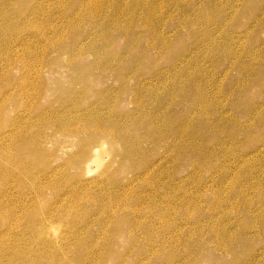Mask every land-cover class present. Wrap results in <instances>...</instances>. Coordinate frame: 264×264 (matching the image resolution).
I'll return each mask as SVG.
<instances>
[{"label":"rangeland","instance_id":"obj_1","mask_svg":"<svg viewBox=\"0 0 264 264\" xmlns=\"http://www.w3.org/2000/svg\"><path fill=\"white\" fill-rule=\"evenodd\" d=\"M43 1L45 7L40 6ZM43 1L0 0V73L7 69L9 78L26 79V97L14 94L4 120L29 125L26 142L43 132L42 143L47 144L42 157L52 160L41 170H48L47 175L34 181L36 186L50 185L34 213L36 222L46 225L31 232L38 235L35 239L24 229L16 231L11 253L31 254L36 264H264V0ZM25 9V17L15 16ZM66 24L80 30L81 46L87 44L81 69L68 64L73 53L64 39L70 43L75 30ZM61 47L67 52L58 51ZM9 56L17 60L14 65L5 64ZM82 70L84 81L79 80ZM26 102L34 105L31 111L19 108ZM42 118L50 120L45 121L49 127L41 126ZM219 126L222 137L213 131ZM77 127H99L104 133L86 176L76 174L79 166L73 158L93 132L71 136ZM19 135L22 139L23 133ZM249 157L254 160L246 162ZM18 188L12 189L16 198ZM130 194L134 201H129ZM17 199L19 203L24 197ZM74 199L80 201L77 209ZM245 202L246 208H238ZM7 258L0 257V264L18 262L15 256L13 261Z\"/></svg>","mask_w":264,"mask_h":264},{"label":"bare ground","instance_id":"obj_2","mask_svg":"<svg viewBox=\"0 0 264 264\" xmlns=\"http://www.w3.org/2000/svg\"><path fill=\"white\" fill-rule=\"evenodd\" d=\"M15 1H22V0H14V2ZM37 1H39V0H37ZM41 1H43V0H41ZM83 1V0H82ZM113 1V0H112ZM3 2H4V0H3ZM5 2H6V0H5ZM80 2V1H79ZM87 2V1H86ZM110 2V1H109ZM108 2V3H109ZM144 2H145V0H144ZM9 3V2H8ZM8 3H5V4H8ZM10 3H12V2H10ZM16 3V2H15ZM21 3H23V2H21ZM36 3V2H35ZM38 3V2H37ZM47 3V2H46ZM107 3V4H108ZM4 4V5H5ZM76 4H78V3H76ZM111 4V3H110ZM124 4V3H123ZM84 5V4H83ZM40 6H43V7H45V3H44V1L40 4ZM113 5H111V7H112ZM76 7H78V6H76ZM108 7V6H107ZM107 7H105V8H107ZM109 7H110V5H109ZM125 7V6H124ZM143 7V6H142ZM79 8H81V7H79ZM78 8V9H79ZM83 8H84V6H83ZM113 8V7H112ZM123 8V7H122ZM144 8H145V6H144ZM77 9V8H76ZM121 9V8H120ZM143 9V8H142ZM146 9V8H145ZM28 10V9H27ZM122 10H124V9H122ZM122 10L120 11V12H122ZM25 11H26V9L23 11H19V13L17 12L16 13V15L15 16H19V18H21V17H25ZM80 11V10H79ZM143 11V10H142ZM124 12V11H123ZM140 12V11H139ZM74 13V12H73ZM72 13V14H73ZM141 13V12H140ZM71 14V15H72ZM96 14V13H95ZM77 15V14H76ZM90 15H91V13H90ZM121 15V14H120ZM138 15V14H137ZM141 15V14H140ZM139 15V16H140ZM143 15V14H142ZM75 16V15H74ZM79 14H78V18H79ZM86 16V15H85ZM127 16V15H126ZM83 17V16H82ZM89 17V15L86 17V18H88ZM142 17V16H141ZM65 18V17H64ZM66 18H69V17H66ZM72 18V17H71ZM75 18V17H74ZM137 18V17H136ZM139 18V17H138ZM84 19V18H83ZM82 19V20H83ZM140 19V18H139ZM70 20V19H69ZM77 20V19H76ZM141 20V19H140ZM65 21V20H64ZM74 21V20H73ZM72 21V22H73ZM68 23V22H67ZM67 25V24H66ZM67 26H69V25H67ZM111 27V26H110ZM156 27V26H155ZM66 28V27H65ZM64 28V29H65ZM69 29L71 28H73L74 29V27H72V26H69L68 27ZM80 28H81V26H80ZM69 29H68V33L70 32L69 31ZM118 29V28H117ZM142 29V28H141ZM75 31V34H74V32L72 33V35H73V39H72V41L70 42V43H68L69 42V40H66V39H64L65 37H62L64 40H65V42L68 44V45H70L71 46V50H69L68 51V53H70V52H72L73 53V55H72V59L68 62V64L70 65V66H72V68H77L78 69V67L80 68V65H79V63H80V58H81V56H83L84 54V51H86L87 49H88V47H87V44H86V46L85 47H83V46H81L80 44H79V42H78V40H79V35H82V34H80V30L78 31L77 29H74ZM106 30H108V29H106ZM144 29H142V31H143ZM145 30H146V28H145ZM123 31V30H122ZM156 31V30H155ZM77 32H79V33H77ZM147 32V31H146ZM154 32V31H153ZM70 33V34H71ZM130 33V32H129ZM128 33V34H129ZM67 34V33H66ZM124 34V33H123ZM75 36V37H74ZM126 36H127V34H126ZM82 37V36H81ZM101 41V40H100ZM106 41H108V40H106ZM105 41V43H107ZM104 42V41H103ZM80 45V46H79ZM74 46V47H73ZM155 46V45H154ZM157 46V45H156ZM155 46V47H156ZM87 47V48H86ZM91 47V46H90ZM84 48H86V49H84ZM154 48V47H153ZM62 51L61 53H63V52H67L66 51V48L65 47H61V49H58V51ZM93 51V50H92ZM87 52H88V50H87ZM86 53V52H85ZM91 54V53H90ZM100 54V53H99ZM88 55V54H87ZM101 55V54H100ZM112 55V54H111ZM113 56V55H112ZM112 56H111V58H112ZM101 57V56H100ZM84 58V57H83ZM108 59V58H107ZM113 59V58H112ZM122 59V58H121ZM128 59V58H127ZM97 60V59H96ZM111 60V59H110ZM17 61V60H16ZM16 61H14V60H12V59H10V56H9V59L8 58H6L5 59V64L8 66L9 64H11V63H13V65L15 64V62ZM98 62V61H97ZM105 62V63H104ZM103 63H104V65H106V61H104ZM111 62V61H110ZM109 62V63H110ZM113 62V61H112ZM115 62V61H114ZM100 63V62H99ZM108 63V62H107ZM94 65H96V64H94ZM98 65V64H97ZM103 65V66H104ZM143 65V64H142ZM110 66V65H109ZM81 69V68H80ZM83 71V70H82ZM122 73V72H121ZM120 74V73H119ZM123 75V74H122ZM131 75V74H130ZM129 75V76H130ZM183 75V74H182ZM79 76H80V74H79ZM86 76V73H85V71H83V72H81V76H80V78H79V80L81 81V79L84 81V79L87 77H85ZM124 76V75H123ZM126 77V76H125ZM181 77V76H180ZM202 77H204V76H202ZM125 79H127V78H125ZM178 79V78H177ZM124 80V79H123ZM204 80V79H203ZM20 82L21 83V86H19V88H17V85H16V83L17 82ZM18 81H15L14 79H12L11 77L9 78V75H8V71H7V69H6V71H4L3 73L1 72L0 73V186H2V183H6V186H4V188H0V219H1V221H2V223H0V257L2 258V256L3 257H5V258H7V256H8V258H9V260H11V261H13V259H14V256L15 257H17L18 258V262H16L15 260V262L18 264H36V263H34L33 262V259L31 258V254H28V255H24V254H22V253H14V252H12L11 253V250H14L13 249V244H12V242H14L13 240L15 239V240H17V238L18 237H16V238H13L17 233H16V231L18 232V230H21V229H24V231H26V232H28V233H26L27 235H29L32 231H34L38 226H42V225H46L45 223L46 222H44V221H42V222H40L39 221V223L40 224H38L37 222H36V220H39L38 218L37 219H35L34 218V216H35V214L34 213H36L35 212V210H37V208L39 207V209L41 208V200H42V198L44 197V193H45V189H46V187H49L50 185L49 184H52V183H49L48 185L49 186H47L46 185V187H44V185H38V186H36L34 183V181L36 180V179H39V178H41L42 177V174H44L43 176H45V174L48 172V170L46 171V173H44V171H41V170H43L42 168H45L46 169V161H47V163H50V160H49V162H48V159H46V160H44L43 158L44 157H42V151H44L45 149H43V146H44V144L46 145L47 144V142L46 143H42V138L45 136V134L42 136V135H40V134H42V133H40L38 136H36L37 134H38V132H35V133H37L36 135H32V137L30 138L29 136L27 137V142L24 140L25 139V137H26V132H27V129H28V127H29V125H25V126H23V128L21 127V126H16V121H14V120H10V121H7V119L6 120H4V116H5V118H6V115H7V109H8V106L9 105H14V94H17L18 96H20V97H26L25 95H26V91H25V87H24V84H25V82H26V79L25 78H23V79H20V80H18ZM196 81V80H195ZM200 81V80H199ZM180 84V83H179ZM191 84V83H190ZM189 84V85H190ZM196 86V85H195ZM204 86V85H203ZM146 87V86H145ZM184 87V86H183ZM182 87V88H183ZM202 87V86H201ZM205 87V86H204ZM139 88H142V87H139ZM188 88H190V87H188ZM184 89V88H183ZM195 89V88H194ZM204 89V88H203ZM184 90H189V89H184ZM193 90V89H192ZM85 91H87L86 89H85ZM84 91V92H85ZM138 91H139V89H138ZM88 92V91H87ZM141 92H143L142 90H141ZM152 92V91H151ZM154 92V91H153ZM157 92V91H156ZM189 92V91H188ZM191 92V91H190ZM194 92V91H193ZM86 93V92H85ZM145 93H146V91H145ZM144 94V93H143ZM143 94H141V95H143ZM147 94H148V92H147ZM173 94V93H172ZM191 94V93H190ZM202 93H200L199 95H201ZM208 94V93H207ZM207 94H206V96H207ZM205 95V94H204ZM44 95H42L41 97H43ZM171 96V95H170ZM190 96V95H189ZM191 96H192V94H191ZM27 97H30V96H27ZM77 97V96H76ZM78 97H79V95H78ZM83 97V96H82ZM161 97V96H160ZM197 97H198V95H197ZM149 98V97H148ZM191 98V97H190ZM204 98V97H203ZM138 99H139V97H138ZM150 99V98H149ZM207 99V98H206ZM208 99H210V95H209V98ZM104 100H106V99H104ZM192 100H193V98H192ZM79 101V100H78ZM85 101V100H84ZM83 101V102H84ZM163 101V100H162ZM204 101H206L205 99H204ZM105 102V101H104ZM146 102V101H145ZM109 103V102H108ZM181 103V102H180ZM191 103V102H190ZM73 104V103H72ZM195 104V103H194ZM199 103H197V105H198ZM231 104V103H230ZM51 105H53V104H51ZM79 105V104H78ZM178 105V104H177ZM191 105H193V104H191ZM200 105V104H199ZM215 105V104H214ZM71 106H73V105H71ZM82 106V105H81ZM24 107H26V108H28V110L29 111H31L32 110V108L34 107V105L32 104V103H28V102H26V103H22L21 105H20V109L21 110H24ZM51 107H53L54 108V105L53 106H51ZM49 108L47 111H51L50 109H52V108ZM68 107V106H67ZM77 108H78V106H76ZM143 107V106H142ZM192 107V106H191ZM195 107H197L196 106V104H195ZM214 107V106H213ZM39 108V107H38ZM62 108V107H61ZM66 108V107H65ZM64 108V109H65ZM68 108H70V105H69V107ZM75 108V107H74ZM139 108V107H138ZM217 108H218V106H217ZM35 109V108H34ZM46 109V108H45ZM136 109H137V107H136ZM189 109V108H188ZM187 109V110H188ZM96 110V109H95ZM94 110V111H95ZM98 110V109H97ZM189 110H191L192 111V109H189ZM219 110V109H218ZM259 110V107L256 109V111H258ZM25 111V110H24ZM46 110H44V112H45ZM52 111H55V110H52ZM77 111V110H76ZM93 111V110H92ZM191 111H189V112H191ZM210 111H211V109H210ZM41 112V111H40ZM43 112V111H42ZM41 112V113H42ZM100 112V111H99ZM78 113V112H77ZM88 114H89V112H88ZM93 114H95V113H93ZM169 114V113H168ZM189 114V113H188ZM132 115H134V113L132 114ZM44 116V115H43ZM59 116V115H58ZM74 116V115H73ZM78 116V115H77ZM124 116V115H123ZM225 116V115H224ZM230 116V115H229ZM42 117V116H41ZM93 117V116H92ZM121 117V116H120ZM125 117V116H124ZM245 117H246V115H245ZM249 117V116H248ZM55 118H56V116H55ZM73 118V117H72ZM75 118H76V116H75ZM75 118H73V119H75ZM247 118V117H246ZM51 119V118H50ZM78 119V118H77ZM40 120V123H41V126H43L42 124H46L48 121L46 120V118L45 119H39ZM64 120V119H63ZM62 120V121H63ZM110 120V119H109ZM252 120V119H251ZM45 121H46V123H45ZM52 121H53V119H52ZM51 121V122H52ZM56 121V120H55ZM77 121V120H76ZM106 121H108V120H106ZM105 121V122H106ZM122 121V120H121ZM249 121V120H248ZM57 123H59L60 121L59 120H57L56 121ZM80 122V121H79ZM123 122V121H122ZM122 122H120V123H122ZM21 124H25V122H20ZM48 123H50V120H49V122ZM66 123V122H65ZM117 123V122H116ZM119 123V122H118ZM134 123V122H133ZM180 123V122H179ZM178 123V124H179ZM221 123V122H220ZM56 124V123H55ZM60 124V123H59ZM63 124H64V122H63ZM63 124H61V125H63ZM76 124V123H75ZM79 124V123H78ZM82 124H84L83 122H82ZM126 124H127V122H126ZM132 124V123H131ZM187 124H189V122L187 123ZM187 124H183V126L185 127ZM47 125V124H46ZM49 125H51V124H49ZM69 125V124H68ZM72 125V124H71ZM74 125V124H73ZM108 125V124H107ZM121 125V124H120ZM140 125V124H139ZM181 125V124H180ZM48 126V125H47ZM56 126V125H55ZM59 127H60V125H58ZM57 126V127H58ZM79 126H81V125H79ZM84 126V125H83ZM82 126V127H83ZM91 126V125H90ZM126 126V125H125ZM128 126V125H127ZM189 126V125H188ZM245 126V125H244ZM49 127V126H48ZM50 127H52V126H50ZM63 127V126H62ZM65 127H67L66 125H64V127L63 128H65ZM104 128L103 129H106L105 127L106 126H103ZM133 127V126H132ZM135 127V126H134ZM133 127V128H134ZM136 127H137V125H136ZM30 128H32V127H30ZM63 128H61V130L63 129ZM68 128V127H67ZM88 128V127H87ZM118 128V127H117ZM119 128H121L120 126H119ZM122 128H123V125H122ZM121 128V134H122V130L125 128H123L122 129ZM148 128V127H147ZM172 128V127H171ZM174 128H175V126H174ZM173 128V129H174ZM253 127H251V129H252ZM60 129V128H59ZM99 127L98 128H90V131H89V129L87 130L86 128H73V129H71V131H70V135L71 136H75V137H78V138H80L81 137V135H84L85 133H92L93 132V136L92 137H90L88 140H85V139H83V140H85V141H83V142H81V143H83V145H81V149H80V153H78V155L75 157V158H73V161H74V163H75V165H78L79 166V172L78 173H76V174H79V176H86V174H84V172L86 173V171H88V172H90V169H91V163H93L95 160H96V158H98V152L100 151V139H101V135L102 134H104V133H102L101 131H99ZM102 129V130H103ZM127 129V128H126ZM130 129V128H129ZM135 129H138V128H134V132L135 131H137V130H135ZM141 128L139 127V130H140ZM172 129V130H173ZM191 129H193V128H191ZM246 129L247 128H245V130H243V131H246ZM255 129V128H254ZM55 130H57L56 128H55ZM117 130V129H116ZM115 130V131H116ZM131 130V129H130ZM130 130H128L129 132H130ZM133 130V129H132ZM170 130V129H169ZM176 130V129H175ZM224 130H226V129H224ZM248 130V129H247ZM29 131V130H28ZM32 131H34V130H32ZM58 131V130H57ZM105 131V130H104ZM108 131V130H107ZM162 131V130H161ZM213 131H214V133L217 135L218 134V137L220 136V135H222L223 136V131L221 130V128H220V126L219 127H216V128H214L213 129ZM250 131V130H249ZM63 132V131H62ZM66 132H69V131H67L66 130ZM65 132V133H66ZM117 132V131H116ZM169 132V131H168ZM175 134H176V131H173ZM172 132V133H173ZM183 132V131H182ZM7 134V136L5 137V136H3V134ZM17 133V134H16ZM20 133H23V138L22 139H20ZM29 133V132H28ZM34 133V132H33ZM118 133H119V131H118ZM166 133H167V131H166ZM173 133V134H174ZM178 133V132H177ZM183 133H185V132H183ZM235 133V135L236 136H241V135H239V133L238 132H234ZM31 134V133H30ZM107 134H108V132H107ZM116 134V133H115ZM135 134H137V133H135ZM182 134V133H181ZM243 134H244V132H243ZM129 135H130V133H129ZM128 135V136H129ZM159 135H161V134H159ZM158 135V136H159ZM171 135V134H170ZM180 135V134H179ZM233 135V134H232ZM248 135V134H247ZM33 136H36V137H33ZM108 136V135H107ZM136 136H138V135H136ZM174 136V138L175 137H177V136H175V135H173ZM184 136V135H183ZM222 136H220V137H222ZM244 136V135H243ZM112 137H113V135H112ZM111 137V138H112ZM117 137V136H116ZM124 137V136H123ZM126 138H127V134H126V136H125ZM124 137V138H125ZM135 137V136H134ZM163 138H164V134H163V136H162ZM166 137V136H165ZM186 137V136H185ZM245 137V136H244ZM122 138V137H121ZM124 138H123V140H124ZM132 138H133V136H132ZM132 138H130L131 140H132ZM136 138V137H135ZM159 138H160V136H159ZM168 138V137H167ZM234 138V137H233ZM238 139H239V137H237ZM246 138V137H245ZM248 138V137H247ZM44 139V138H43ZM46 139V138H45ZM82 139V138H81ZM81 139H79V140H81ZM113 139V138H112ZM111 139V140H112ZM120 139V138H119ZM232 139V138H231ZM122 140V141H123ZM139 140V139H138ZM158 140V139H157ZM163 140V139H162ZM175 140H177V138L175 139ZM180 140H182V139H180ZM82 141V140H81ZM106 141H108V140H106ZM117 141H120V140H117ZM125 141V140H124ZM123 141V142H124ZM161 141V140H160ZM183 141V140H182ZM240 141H241V139H240ZM240 141H238V142H240ZM242 141H244V139L242 140ZM242 141H241V143H242ZM7 142H9V144L8 145H6L5 143H7ZM43 142H44V140H43ZM80 142V141H79ZM126 142V141H125ZM141 142V141H140ZM184 142V141H183ZM186 142V141H185ZM221 142H223V141H221ZM233 142V141H232ZM235 142V141H234ZM248 142V141H247ZM107 143V142H106ZM106 143H105V145H106ZM111 143V142H110ZM119 143H121V141L119 142ZM128 143V142H127ZM127 143H126V146H127ZM135 143V142H134ZM161 143V142H160ZM138 144V143H137ZM248 144H250L249 142H248ZM258 144V143H257ZM108 145V144H107ZM111 145H113V143L111 144ZM115 145V144H114ZM136 145V144H135ZM253 145H255V144H253ZM7 146V147H6ZM123 146V145H122ZM129 146V145H128ZM251 146V145H250ZM6 147V148H5ZM102 148L104 147V146H101ZM138 147V146H137ZM171 147V149H172V146H170ZM247 147H248V145H247ZM247 147H246V150L248 151V149H247ZM258 147V146H257ZM256 147V148H257ZM101 148V149H102ZM255 148V149H256ZM131 149V148H130ZM134 149V148H133ZM135 149H137V148H135ZM250 149H252L251 147H250ZM132 150V149H131ZM144 150V149H143ZM177 150H180L179 148L177 149ZM253 150V149H252ZM46 151V150H45ZM116 151H117V149H116ZM115 151V152H116ZM121 151V150H120ZM235 151V150H234ZM241 151H242V149H241ZM79 152V151H78ZM114 152V153H115ZM128 152H130V151H128ZM142 152V151H141ZM145 152V151H144ZM255 152V151H254ZM113 153V154H114ZM131 153V152H130ZM139 153H140V151H139ZM180 153V152H179ZM182 153H184V152H182ZM235 153H236V151H235ZM246 153V152H245ZM45 154V153H44ZM44 154H43V156H44ZM122 154H123V150H122ZM143 154V153H142ZM145 154V153H144ZM231 154H232V152H231ZM146 155V154H145ZM180 155V154H179ZM233 155V154H232ZM235 155H237V154H234V156ZM54 156V155H53ZM53 156H51V157H53ZM74 156H75V154H74ZM142 156V155H141ZM147 156V155H146ZM187 156V155H186ZM231 156V155H230ZM47 158H49V155L48 156H46ZM136 157H138V156H136ZM143 158H144V156H142ZM179 157H181V156H179ZM54 158V157H53ZM140 158V157H139ZM256 158V157H255ZM259 158V157H258ZM55 159V158H54ZM133 159V158H132ZM138 159V158H137ZM182 159H183V157H182ZM250 159H253L254 160V158L253 157H249L247 160H246V162L248 161V160H250ZM67 160H68V158H67ZM115 160H116V158H115ZM146 160V159H145ZM185 160V159H184ZM261 160V159H260ZM52 161V160H51ZM65 162V161H64ZM64 162H62V163H64ZM72 162V161H71ZM70 162V163H71ZM99 162V161H98ZM112 162V161H111ZM115 162V161H114ZM117 162H119V161H117ZM126 162V161H125ZM124 162V163H125ZM129 162V161H128ZM259 162V161H258ZM262 161H260V163H261ZM66 163V162H65ZM68 163V162H67ZM132 163H133V160H132ZM139 163V162H138ZM137 163V164H138ZM142 163V162H141ZM262 163H264V162H262ZM112 164H113V162H112ZM111 164V165H112ZM126 164H127V162H126ZM67 165V164H66ZM74 165V164H73ZM110 165V166H111ZM129 165H130V163H128V167H129ZM139 165V164H138ZM141 165V164H140ZM147 165H149V164H147ZM69 166H71V165H69ZM107 166H109V165H107ZM132 166V165H131ZM130 166V168H132ZM146 165L144 164V167H145ZM154 166V165H153ZM60 167V166H59ZM65 167L66 166H64V169H65ZM38 168H41L40 169V173H38V175L37 174H35L34 172V170L35 169H38ZM111 168V167H110ZM109 168V169H110ZM153 168V167H152ZM64 169H63V171H64ZM129 169V168H128ZM145 169L147 170V167H145ZM145 169H143V170H145ZM149 169V168H148ZM60 170V169H59ZM58 170V172H60ZM68 170V169H67ZM108 170V169H107ZM130 170V169H129ZM149 170H151V167H150V169ZM57 171V170H56ZM56 171H54V172H56ZM63 171H61V172H63ZM113 171V170H112ZM126 171V170H125ZM53 172V171H52ZM135 173H136V170L134 171ZM134 172H132V173H134ZM138 172H139V170H138ZM140 172H142V170L140 171ZM144 172V171H143ZM57 173V172H56ZM55 173V174H56ZM105 173H106V171H105ZM104 173V174H105ZM114 173V172H113ZM131 173V172H130ZM131 173V174H132ZM146 173V172H145ZM151 173V172H150ZM49 174V173H48ZM66 174H68L67 172H66ZM84 174V175H83ZM102 174V173H101ZM115 174V173H114ZM138 174H140V173H138ZM237 174H239V173H235L234 175H237ZM47 175V174H46ZM54 175V174H53ZM146 175V174H145ZM54 176H56V175H54ZM66 176V175H65ZM70 176V175H69ZM147 176V175H146ZM48 177V176H47ZM52 177V176H51ZM106 177V176H105ZM112 177H113V175H112ZM130 177H132V176H130ZM140 177H141V175H140ZM54 178V177H53ZM68 178V177H67ZM79 178V177H78ZM77 178V179H78ZM133 178V177H132ZM144 177H141V179H143ZM74 179H76L75 177H74ZM82 179V178H81ZM80 179V180H81ZM113 179V178H112ZM136 179H138L137 177H136ZM136 179H135V181H136ZM68 180H72V179H70V178H68ZM124 180V179H123ZM123 180H122V182H123ZM128 181H129V179H127ZM138 180H140V179H138ZM66 181H67V179H66ZM98 181V180H97ZM128 181H127V183H128ZM132 181H134L133 179H132ZM135 181H134V183H135ZM141 181V180H140ZM71 181H69V183H70ZM72 182H73V180H72ZM81 182H83V181H81ZM99 182V181H98ZM126 182V181H125ZM131 182V181H130ZM68 183V185H71V184H69ZM76 184L78 183L77 181L75 182ZM80 183V182H79ZM84 183V182H83ZM82 183V184H83ZM86 183V182H85ZM96 182H94V184H95ZM99 183H101V182H99ZM99 183H97V184H99ZM104 183H105V181H104ZM81 184V183H80ZM92 184V183H91ZM93 184V185H94ZM123 184V183H122ZM137 184H139V183H137ZM136 184V185H137ZM14 185H16L17 187H19L18 188V190H19V192H18V195H17V198H23L24 197V199H22V201L21 202H19V203H16V201L18 200L16 197H14L13 195L15 194L14 192H12V189L14 188ZM54 185V184H53ZM56 185V184H55ZM102 185H104V184H102ZM101 185V186H102ZM127 185V184H126ZM135 185V184H134ZM236 185V184H235ZM52 186V185H51ZM57 186V185H56ZM55 186V187H56ZM79 186V185H78ZM88 186V185H87ZM99 186H100V184H99ZM129 186V185H128ZM66 187H68V186H66ZM84 187H86V186H84ZM97 187V186H96ZM96 187H95V189H96ZM124 187V189H125V186H122L121 188H123ZM135 187V186H134ZM137 187H138V185H137ZM136 187V188H137ZM58 188V187H57ZM63 188V187H62ZM72 188L74 189V187L72 186ZM81 188V187H80ZM79 188V189H80ZM87 188V187H86ZM85 188V189H86ZM120 188V189H121ZM129 188V187H128ZM132 188H133V185H132ZM139 188V187H138ZM52 189H54V187L52 188ZM60 189H61V187H60ZM71 189V188H70ZM82 189V188H81ZM59 190V189H58ZM98 190V189H97ZM103 190V189H102ZM107 190V189H106ZM126 190V189H125ZM131 189H129V191H130ZM246 190H248V189H246ZM78 191H80V190H78ZM105 191V190H104ZM116 191V190H115ZM118 191H120V190H118ZM128 191V190H127ZM127 191H125V192H127ZM128 191V192H129ZM137 191V190H136ZM31 192V193H30ZM55 192H57V191H55ZM73 192H74V190H73ZM77 192V191H76ZM81 192H82V190H81ZM80 192V193H81ZM83 192H84V190H83ZM82 192V193H83ZM96 192V191H95ZM95 192H93V193H95ZM103 192V191H102ZM101 192V193H102ZM107 192V191H106ZM125 192H123L124 194H125ZM132 192H133V189H132ZM131 192V193H132ZM92 193V194H93ZM100 193V192H99ZM113 193H114V191H113ZM112 193V194H113ZM30 194H33V196L32 197H30ZM58 194H59V192H58ZM76 194V193H75ZM85 194V193H84ZM102 194H104L103 196H105V193H102ZM115 194V193H114ZM121 195H122V193H120ZM120 194H119V196H120ZM133 194V193H132ZM77 195V194H76ZM75 195V196H76ZM94 195V194H93ZM92 195V196H93ZM99 195V194H98ZM116 195H118V193L116 194ZM115 195V196H116ZM129 195V194H128ZM128 195H126V197L128 196ZM131 195V194H130ZM54 196H56V195H54ZM72 196V195H71ZM75 196L73 197V198H75ZM80 195H78L77 197H79ZM82 196H83V194H82ZM82 196H81V198H82ZM101 197V198H104V197ZM113 195H111L110 197H112ZM134 196V195H133ZM139 196V195H138ZM87 197V196H86ZM96 197V196H95ZM106 197V196H105ZM109 197V196H108ZM107 197V198H108ZM114 197V196H113ZM117 197V196H116ZM57 197H55V199H56ZM59 198V197H58ZM91 198V200H92V197H90ZM89 198V199H90ZM119 199L121 198V197H118ZM123 198V197H122ZM129 199L130 198H133L132 197V195H131V197L129 196L128 197ZM136 198V197H135ZM134 198V199H135ZM139 198V197H138ZM137 198V199H138ZM84 199H86V198H84ZM97 199V198H96ZM109 199H111V198H109ZM116 198L114 197V199L113 200H115ZM129 199H126V200H129ZM57 200V199H56ZM75 200V199H74ZM95 200V199H94ZM98 200V199H97ZM105 200V199H104ZM124 200V199H123ZM123 200L121 201V203H123ZM133 200V199H132ZM131 199L129 200L130 202L132 201ZM254 200V199H253ZM262 200V199H261ZM263 200H264V198H263ZM76 201H77V199L74 201L75 203H76ZM82 201V200H81ZM109 201H111V200H109ZM134 201V200H133ZM51 202H53V201H51ZM56 202V201H55ZM78 202H80L79 201V199H78V201H77V204H75V208H76V205H78ZM83 202H85L84 200H83ZM89 202V201H88ZM115 202V201H114ZM125 202V201H124ZM127 202V201H126ZM125 202V203H126ZM238 201H236V203H237ZM72 203V202H71ZM95 203V202H94ZM93 203V204H94ZM118 203V202H117ZM117 203H115V204H117ZM128 203V202H127ZM126 203V204H127ZM132 203H134V202H132ZM132 203H130V204H132ZM231 203V202H230ZM253 203V202H252ZM109 204V203H108ZM111 204H113V203H111ZM248 204V202H245V203H243V205L242 204H237V206H238V208H240V207H245V205H247ZM71 205V204H70ZM69 205V206H70ZM118 205V204H117ZM117 205H114V206H117ZM121 205V204H120ZM242 205V206H241ZM49 206H51V205H49ZM48 206V207H49ZM56 206V205H55ZM73 206V205H72ZM78 206H80V205H78ZM109 206V205H108ZM112 205H110V207H111ZM124 206V205H123ZM122 206V207H123ZM128 206H130L129 204H128ZM48 207H46V210L48 211V209L50 208H48ZM58 207V206H57ZM71 207V206H70ZM74 207H72V208H74ZM214 207V206H213ZM48 208V209H47ZM72 208H70V209H72ZM74 208V209H75ZM112 208V207H111ZM110 208V209H111ZM113 208H115V207H113ZM112 208V209H113ZM119 208H121V207H119ZM125 208V207H124ZM133 208V207H132ZM246 208V207H245ZM52 209H54V208H52ZM57 209V208H56ZM60 209V208H59ZM58 209V210H59ZM65 209H67L66 207H65ZM77 209V208H76ZM79 209V208H78ZM117 209H118V207H117ZM43 210H44V207H43ZM50 210V209H49ZM119 210V209H118ZM120 210H122V209H120ZM125 210V209H124ZM132 210V209H131ZM57 211V210H56ZM77 211V210H76ZM123 211V210H122ZM43 212V211H42ZM49 212H51V211H49ZM59 212V211H58ZM119 212V211H118ZM127 212L129 213V211L127 210ZM126 212V213H127ZM131 212V211H130ZM52 213V212H51ZM54 213V212H53ZM43 214H45V213H42V215ZM47 214V213H46ZM49 215V214H48ZM47 215V216H48ZM52 215V214H51ZM54 215V214H53ZM52 215V216H53ZM57 217V216H56ZM44 218V217H43ZM75 219H76V217H74ZM73 218V219H74ZM54 219V218H53ZM124 219V218H123ZM44 220V219H43ZM61 220H63V219H61ZM80 220V219H79ZM226 220V219H225ZM47 221V220H46ZM49 221H52L50 218H49ZM53 221H55V220H53ZM59 221V220H58ZM123 220L121 219V222H122ZM226 221H229L230 222V220H226ZM65 222V221H64ZM75 222V221H74ZM228 222V223H229ZM53 223V222H52ZM59 223H61V222H59ZM102 223V222H101ZM124 223H125V221H124ZM214 223H216V222H214ZM51 224V223H50ZM38 225V226H37ZM49 225V224H48ZM114 225H115V223H114ZM44 227V226H43ZM219 227V226H218ZM221 227V226H220ZM75 228V227H74ZM222 228V227H221ZM42 229V228H41ZM44 229V228H43ZM42 229V230H43ZM76 229V228H75ZM220 229V228H219ZM39 228H38V232H39ZM74 230V229H73ZM79 230V229H78ZM81 231V230H80ZM222 231V230H221ZM43 232V231H42ZM47 232V231H46ZM76 232V231H75ZM40 233H41V230H40ZM23 234V233H22ZM21 234V235H22ZM32 234V233H31ZM31 234L29 235V236H31ZM73 234V233H72ZM263 234V233H262ZM21 235H19V236H21ZM33 236H31L32 238L31 239H35V237H36V235L35 234H32ZM224 235V234H223ZM222 235V236H223ZM23 236V235H22ZM38 236V235H37ZM41 236V235H40ZM72 237H74V236H72ZM77 236H75L74 238H76ZM229 237V236H228ZM231 237V236H230ZM233 237V236H232ZM41 238V237H40ZM42 238H43V236H42ZM49 238V237H48ZM77 239V238H76ZM220 239V238H219ZM35 242H37L36 240H34ZM56 241V240H55ZM55 241H53V244L55 243ZM225 241V240H224ZM223 241V242H224ZM16 242V241H15ZM29 242V241H28ZM50 242H52V241H50ZM43 244V243H42ZM45 244V243H44ZM52 244V245H53ZM50 245V244H49ZM217 245H218V242H217ZM15 246V245H14ZM45 246V245H44ZM230 247V246H229ZM41 248H43V247H41ZM40 248V249H41ZM49 248H50V246H49ZM48 248V249H49ZM3 249V250H2ZM44 249V248H43ZM221 249V248H220ZM42 250V249H41ZM222 250V249H221ZM220 250V251H221ZM49 251V250H48ZM230 251V250H229ZM229 251H228V253H229ZM44 252H46V251H44ZM50 252V251H49ZM232 251H230V253H231ZM234 252V251H233ZM232 252V253H233ZM31 253V252H30ZM37 252H35V254H36ZM40 253V252H39ZM43 253V252H42ZM13 254V255H12ZM50 254V253H49ZM48 254V255H49ZM39 255V254H38ZM52 255V254H51ZM90 255V254H89ZM34 256V255H33ZM43 256V255H42ZM50 257H52V256H49V257H46L45 256V258H49L50 259ZM55 257H57V256H55ZM55 257H54V259H55ZM90 257V256H89ZM7 258V259H8ZM86 258V257H85ZM97 258V257H96ZM53 259V260H54ZM89 259V258H88ZM43 260H44V257H43ZM85 260V259H84ZM35 261H36V258H35ZM39 261V264L41 263L40 261L41 260H38ZM88 261H90V260H88ZM37 262V261H36ZM100 262V261H99ZM14 263V262H13ZM42 263H44V262H42ZM49 263H51L52 264V260H51V262H50V260H49ZM60 263H61V261H60ZM59 263V264H60ZM65 263V262H64ZM92 263V262H91ZM104 263H106V262H104ZM4 264H9V262H7V263H4ZM11 264V263H10ZM54 264H55V262H54ZM62 264V263H61ZM99 264V263H98ZM102 264V263H101Z\"/></svg>","mask_w":264,"mask_h":264}]
</instances>
